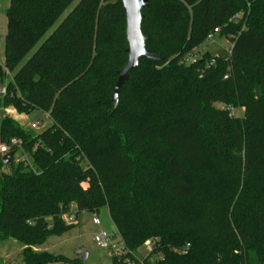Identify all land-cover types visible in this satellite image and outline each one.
<instances>
[{"label":"trees","instance_id":"1","mask_svg":"<svg viewBox=\"0 0 264 264\" xmlns=\"http://www.w3.org/2000/svg\"><path fill=\"white\" fill-rule=\"evenodd\" d=\"M75 1L10 0L6 12L0 138L34 168L0 175V243L21 245L20 264H86L37 251L74 227L63 215L75 205L78 217L108 210L124 246L111 264H264V0H150L142 32L164 62L142 58L116 110L125 9L81 0L47 36ZM216 29L230 52L188 64ZM11 109L51 125L25 129Z\"/></svg>","mask_w":264,"mask_h":264},{"label":"rangeland","instance_id":"2","mask_svg":"<svg viewBox=\"0 0 264 264\" xmlns=\"http://www.w3.org/2000/svg\"><path fill=\"white\" fill-rule=\"evenodd\" d=\"M80 1L81 0H76L73 3V5L67 10V12L58 20L56 25L49 31L47 36L54 29H56V27L64 20V18ZM9 4L10 0H0V64L4 62L5 39L8 33V20L6 12L9 8ZM231 48V39L216 35L211 41L206 42L199 49V51L195 53V55H197L198 53L204 54L205 52H209L214 56H226L230 52ZM37 49L38 46L23 60L17 70L13 72L12 76L15 75L20 70V68L24 66V64L36 52ZM7 112L10 114L11 117H13L14 120H16L17 123H19L21 126L28 130L30 129L31 124L36 122H40L42 124L40 129L36 131L39 133L45 131L51 125V121L49 120L47 114H43L40 112H32L29 115H22L17 113L13 109L7 110ZM232 114L235 117H243L244 110H232ZM22 155L26 156L29 165L34 168L31 156L28 153L22 151L21 153L16 154L17 158L13 160L14 163H10L8 166H4L2 162H0V175L9 174L13 165L17 166L18 164H20L18 161L20 160V156ZM99 215V218L104 223L103 226H101L100 228L92 224V213H84L79 216L78 225H74V227L65 234L51 235L47 237V239L38 247V250L53 255L65 256L70 259L82 258L84 254L88 253L89 258L87 261H85L86 264H111L112 258L117 257L118 259H120L123 251L120 250L119 252H114L99 249L94 243V236L101 230V228H106L105 222H108L109 218L105 209L101 211ZM115 240L116 243H120L119 238H116ZM21 250L22 247L17 241L10 240L8 242L0 243V260L2 261V264H20ZM79 252L83 254L81 257H79ZM138 252L139 258L142 259L146 258L149 255L150 250H148L146 247H142L141 249H139ZM156 259L157 256L151 258V260L153 261H155ZM126 263L133 264L129 262Z\"/></svg>","mask_w":264,"mask_h":264},{"label":"water","instance_id":"3","mask_svg":"<svg viewBox=\"0 0 264 264\" xmlns=\"http://www.w3.org/2000/svg\"><path fill=\"white\" fill-rule=\"evenodd\" d=\"M125 9L126 17V41L128 48L126 53L128 61L125 67L119 72L118 81L113 91V110L119 104L120 92L123 86L129 81L131 73L140 66V60L146 58L156 63L164 62V59L157 56L146 48L147 38L142 32L144 15L142 11L148 7L150 0H120ZM14 153L3 157L2 163L8 166L13 161ZM88 254H84L82 261H87Z\"/></svg>","mask_w":264,"mask_h":264},{"label":"built area","instance_id":"4","mask_svg":"<svg viewBox=\"0 0 264 264\" xmlns=\"http://www.w3.org/2000/svg\"><path fill=\"white\" fill-rule=\"evenodd\" d=\"M220 34V29H216L214 30V32H212L211 34L208 35L207 37V42L211 41L213 39L214 36ZM200 58V54L191 56V58L188 60V64H195L197 63L198 59ZM214 61H212L211 64H213ZM7 74H9V72H7ZM6 94V89L2 88L0 86V96H3ZM41 123L40 122H36V123H32L30 128L34 131H38L41 127ZM21 142L19 140H12L10 144H4L0 142V162H2V159L4 156H6L9 153H14V157L13 160L16 159V154L21 153L22 151L19 152H14V149H21ZM19 163H28V159L26 158V156L22 155L20 156V160L18 161ZM63 218L66 222V224L69 225H77L78 224V216H77V209L75 205H71L70 209L68 212H66L63 215ZM92 223L93 225L97 226V227H101L102 223L101 220L99 218V216L94 215L93 219H92ZM116 237L114 236V234H111L105 230H100L95 236H94V243L96 245L97 248L99 249H103V250H109V251H114V252H119L120 250L123 249V243L120 241V243H116L115 240ZM145 247L148 250H152L153 249V243L148 241L145 243ZM82 254V253H80Z\"/></svg>","mask_w":264,"mask_h":264},{"label":"crops","instance_id":"5","mask_svg":"<svg viewBox=\"0 0 264 264\" xmlns=\"http://www.w3.org/2000/svg\"><path fill=\"white\" fill-rule=\"evenodd\" d=\"M106 210V209H105ZM107 211V214H108V222H105V226H106V228L108 229H106V228H101L102 230H105V231H107V232H109V233H111V234H115L116 233V229H115V227L113 226V224H112V221H111V219H110V216H109V213H108V210H106ZM81 216V215H80ZM94 216V215H93ZM99 217H100V215H98ZM93 219V218H92ZM78 220H79V218H78ZM101 220V219H100ZM101 223H102V226H103V222L101 221ZM79 224V223H78ZM77 224V225H78ZM93 224V223H92ZM37 251H39L38 249H37ZM79 254V257H81L83 254H80V252L78 253ZM88 254V253H87ZM88 258H89V255H88V257H87V260H88Z\"/></svg>","mask_w":264,"mask_h":264}]
</instances>
